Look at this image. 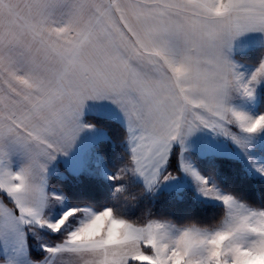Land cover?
I'll use <instances>...</instances> for the list:
<instances>
[{"label":"snow or ice","instance_id":"1","mask_svg":"<svg viewBox=\"0 0 264 264\" xmlns=\"http://www.w3.org/2000/svg\"><path fill=\"white\" fill-rule=\"evenodd\" d=\"M0 264H264V0H0Z\"/></svg>","mask_w":264,"mask_h":264}]
</instances>
